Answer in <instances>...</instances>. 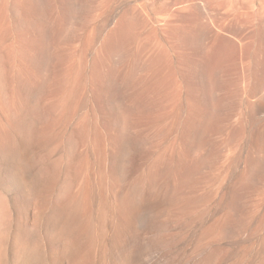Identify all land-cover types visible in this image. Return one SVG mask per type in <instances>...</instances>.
I'll return each instance as SVG.
<instances>
[{
  "label": "rangeland",
  "instance_id": "374dc122",
  "mask_svg": "<svg viewBox=\"0 0 264 264\" xmlns=\"http://www.w3.org/2000/svg\"><path fill=\"white\" fill-rule=\"evenodd\" d=\"M134 231L146 264H264V0H0V264Z\"/></svg>",
  "mask_w": 264,
  "mask_h": 264
},
{
  "label": "bare ground",
  "instance_id": "6f19581e",
  "mask_svg": "<svg viewBox=\"0 0 264 264\" xmlns=\"http://www.w3.org/2000/svg\"><path fill=\"white\" fill-rule=\"evenodd\" d=\"M123 169H121V170H123ZM124 240H126V239H124ZM126 242H127L126 243V248H125L126 249V252H125L126 255L124 256L123 260H121V264H146L142 260V258L140 257V253H136V251H135V248L137 246L139 248L142 246V244L140 243V239H139L138 233H136L135 231L130 233V235L127 237V241ZM139 244H141V245H139ZM120 252H122V251H120ZM116 258H117V256H116Z\"/></svg>",
  "mask_w": 264,
  "mask_h": 264
}]
</instances>
